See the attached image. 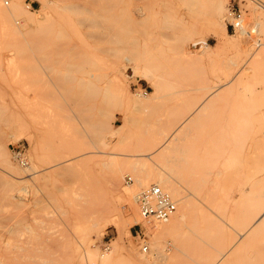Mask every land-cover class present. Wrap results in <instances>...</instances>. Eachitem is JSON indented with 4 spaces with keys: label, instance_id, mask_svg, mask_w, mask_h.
Segmentation results:
<instances>
[{
    "label": "rangeland",
    "instance_id": "obj_1",
    "mask_svg": "<svg viewBox=\"0 0 264 264\" xmlns=\"http://www.w3.org/2000/svg\"><path fill=\"white\" fill-rule=\"evenodd\" d=\"M19 1L0 0L1 264H264V0L237 21L230 0ZM158 171L186 218L138 208L131 237L101 235Z\"/></svg>",
    "mask_w": 264,
    "mask_h": 264
},
{
    "label": "bare ground",
    "instance_id": "obj_2",
    "mask_svg": "<svg viewBox=\"0 0 264 264\" xmlns=\"http://www.w3.org/2000/svg\"><path fill=\"white\" fill-rule=\"evenodd\" d=\"M92 1H94V0H92ZM225 2H227V1H225ZM224 2V3H225ZM6 3V2H5ZM223 3V4H224ZM7 4H9V3H7ZM95 5V4H94ZM83 6H85V5H83ZM80 7V6H79ZM93 7V6H92ZM224 7V6H223ZM222 8V7H221ZM9 9H10V11H11V13H12V16H14V12H15V10H21V9H23L22 8V5H21V2L19 1V0H11V6L9 7ZM78 9H80V8H78ZM82 9V8H81ZM87 9H89L88 11H90L91 9L90 8H88L87 7ZM88 11H85V12H88ZM95 11H96V9H95ZM94 11V12H95ZM137 11H140L139 9H137ZM136 11V13H137V16L138 15H140L138 12ZM215 11H217V10H215ZM82 12V11H81ZM91 12H93V11H91ZM84 13V12H83ZM87 14H90V12H88ZM86 14V15H87ZM94 14V13H93ZM98 14V13H97ZM216 14H217V12H216ZM30 15V14H29ZM85 15V16H86ZM214 15V14H213ZM81 16V15H80ZM98 16V15H97ZM0 17L2 18L1 20H2V23H4V28L6 27V29H12L11 27H12V22H11V20H10V16H8L7 14H6V12H5V10H3V8H2V5H0ZM32 17V16H31ZM84 17V16H83ZM86 18H87V16H86ZM89 18H92L91 16L89 17ZM101 18V17H100ZM100 18H98V19H96L97 21L99 20V21H103L102 19L100 20ZM103 18H105V17H103ZM84 19V18H83ZM93 19V18H92ZM86 20V19H85ZM95 20V19H94ZM95 20V21H96ZM14 21V20H13ZM16 21V20H15ZM39 21V20H38ZM89 21V20H88ZM92 21V20H91ZM105 21V20H104ZM103 21V22H104ZM106 21L108 22V24H109V21H110V19L108 20V19H106ZM76 22V21H75ZM82 22V21H81ZM107 22H104L105 23V25H107V28H108V24H106ZM112 21H110V23H111ZM102 23V22H101ZM103 23V24H104ZM25 24V23H24ZM31 24H33L32 22H31ZM36 24H38V23H36ZM40 24V23H39ZM82 24V23H81ZM84 24H87L86 22L84 23ZM83 24V25H84ZM92 24V23H91ZM90 25V24H89ZM94 25H96V24H94ZM34 26V25H33ZM79 26V25H78ZM93 26V25H92ZM36 27V26H35ZM87 28H88V25H87ZM92 28V27H91ZM99 28V27H98ZM100 28H101V26H100ZM105 28V27H104ZM90 29V28H89ZM105 31H106V29H105ZM12 32V31H11ZM14 32V31H13ZM41 33V32H40ZM16 34V33H15ZM94 34H96V33H94ZM98 34H99V32H98ZM97 34V35H98ZM102 34H103V32H102ZM101 34V35H102ZM230 35V34H229ZM87 36V35H86ZM90 36V35H89ZM95 36V35H94ZM88 37V36H87ZM96 37V36H95ZM98 37V36H97ZM101 37H103V36H101ZM91 38V37H90ZM96 39V38H95ZM94 39V40H95ZM101 39V38H100ZM102 39H105V38H102ZM97 40V39H96ZM93 42V41H92ZM97 42V41H96ZM97 45V44H96ZM103 45V44H102ZM94 46V45H93ZM104 46V45H103ZM101 49H103V48H101ZM100 49V51H102ZM99 50V49H98ZM106 50V49H105ZM96 52V51H95ZM99 52V51H98ZM105 52H107V51H105ZM104 53V52H103ZM108 53V52H107ZM106 53V54H107ZM105 54V53H104ZM100 55H101V53H100ZM108 56V55H107ZM106 56V57H107ZM142 74H144L143 72H142ZM115 85V84H114ZM162 139V138H161ZM161 139H159V138H153V139H151L150 140V148L146 151V154H145V157H147V158H150L152 155H153V153H155V152H159V154L163 151V147H164V144H163V141L161 140ZM164 140V139H163ZM1 144V143H0ZM261 145L263 146L264 145V141H263V143H261ZM3 146L4 145H0V156H1V158H0V160H2V163H8V162H6V159L4 158V154H5V150H4V148H3ZM262 146H261V148H262ZM264 147V146H263ZM170 148V147H169ZM162 150V151H161ZM173 152V151H172ZM22 160V159H21ZM19 162V161H18ZM20 163V162H19ZM25 164V163H24ZM21 165V164H20ZM147 162H142V163H135L134 165H133V168L137 171H140V172H146L147 173ZM10 170V169H9ZM168 172V171H167ZM146 173H144V174H146ZM119 174V173H118ZM118 174H117V176H118ZM149 174H151L150 172H149ZM169 174V173H168ZM147 175H148V173H147ZM147 175H145V177L147 176ZM165 175V173H164V171H162V172H159L158 171V173L156 172V174H152V175H149V177H146V178H142V181H140L139 183H138V186H150V184H154V185H157L158 187L159 186H161L160 188L164 191V192H166L170 197H171V199L175 202V205H176V210H177V203H176V201H175V199L176 200H181V199H183L184 197H182L181 196V193H180V191L177 189V188H174L173 186H171L170 185V183H169V185H168V181H167V178L164 176ZM112 176H114L113 174H112ZM115 177V179H116V175L114 176ZM120 178V177H119ZM127 178V177H126ZM130 178V177H129ZM170 178H171V176H170ZM114 178H112V180H113ZM113 180V182H112V184H116L117 182H114V181H116V180ZM131 179V178H130ZM141 180V179H140ZM110 181H111V178H110ZM132 181V180H131ZM120 182V181H119ZM126 183H130V182H126ZM113 186V185H112ZM117 187H119V185H117ZM135 187H133V189H128V190H125L123 193H121V195H119V196H121V197H119V199H122L121 201L123 202V204H122V206H121V208H123V211H124V225H123V229H120L119 228V226H118V224L116 223V222H114V221H110V222H108L107 221V223H105L103 226H102V228H101V230L99 231L100 232V234L102 235V232L105 230V228L107 227L106 225H108V224H112V225H114L116 228H117V231H118V233H119V240L118 241H120V243H122V240H123V235H127L128 237H131V233H130V228L132 227V226H134V225H136V223H137V221H138V208H139V197H140V194L143 192V191H145V190H143V191H139V192H136V190L134 189ZM149 188V187H148ZM147 188V189H148ZM166 190V191H165ZM117 191V190H116ZM118 193V192H117ZM185 199V198H184ZM189 202V201H188ZM137 204H138V207H137ZM180 204V203H179ZM189 203H187L186 201H183V205H182V209L179 211V214H178V217H174L173 215L176 213V211H175V213L168 219V220H166V221H164L165 223L167 222V225L166 226H168L169 227V225H170V227H172L173 225H176L177 226V224L179 223V221H181V220H183V219H185L186 218V216H187V213H188V208H189V205H188ZM191 204V203H190ZM190 210V209H189ZM139 214H140V210H139ZM140 217H141V219H142V221H143V223L146 225V226H149L150 228H151V226L153 225V224H155V222H153L152 224H147L144 220H143V218H142V216H141V214H140ZM264 217V213L261 215V217H260V220L262 219ZM114 220V219H113ZM158 225V224H157ZM160 227V226H159ZM162 228V227H161ZM164 228H166V227H164ZM158 229V228H157ZM156 230V229H155ZM161 230V229H160ZM158 234V233H157ZM137 237H139V236H137ZM140 238V237H139ZM154 240V239H153ZM117 241V242H118ZM115 243V242H114ZM147 252V251H146ZM146 252H144V253H146ZM76 255V254H75ZM13 256V255H12ZM20 257V256H19ZM59 257H60V255H59ZM3 259V258H2ZM63 263V262H62ZM0 264H1V262H0ZM5 264H6V262H5ZM15 264V263H14ZM17 264V263H16ZM27 264V263H26ZM57 264V263H56Z\"/></svg>",
    "mask_w": 264,
    "mask_h": 264
},
{
    "label": "built area",
    "instance_id": "obj_3",
    "mask_svg": "<svg viewBox=\"0 0 264 264\" xmlns=\"http://www.w3.org/2000/svg\"><path fill=\"white\" fill-rule=\"evenodd\" d=\"M227 12L228 18L230 17L233 21L241 19V11L239 5L234 0L229 1ZM231 26L234 27V24ZM17 160L21 165H25V162L18 156ZM126 182H131V179L127 177ZM139 210L143 220L147 224H152L153 222H164L168 220L175 213L176 205L166 192H164L157 185H152L140 194ZM136 235L139 236V232H136ZM141 246H143V252L148 251V247L145 244Z\"/></svg>",
    "mask_w": 264,
    "mask_h": 264
},
{
    "label": "crops",
    "instance_id": "obj_4",
    "mask_svg": "<svg viewBox=\"0 0 264 264\" xmlns=\"http://www.w3.org/2000/svg\"><path fill=\"white\" fill-rule=\"evenodd\" d=\"M226 30H227V27H226Z\"/></svg>",
    "mask_w": 264,
    "mask_h": 264
}]
</instances>
